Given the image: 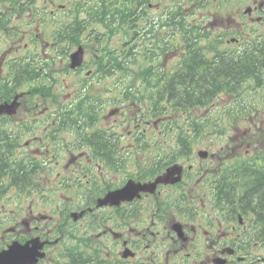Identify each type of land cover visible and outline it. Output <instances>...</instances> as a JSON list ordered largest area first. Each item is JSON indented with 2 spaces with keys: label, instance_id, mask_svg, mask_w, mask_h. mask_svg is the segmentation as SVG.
I'll return each instance as SVG.
<instances>
[{
  "label": "flooded vegetation",
  "instance_id": "flooded-vegetation-1",
  "mask_svg": "<svg viewBox=\"0 0 264 264\" xmlns=\"http://www.w3.org/2000/svg\"><path fill=\"white\" fill-rule=\"evenodd\" d=\"M17 14V12H16ZM16 20V19H15ZM7 33V28L4 29ZM39 37V34H38ZM22 45V40L12 41V50H18ZM7 59L5 55L0 60V73H2L4 65L6 64ZM7 90V89H3ZM25 94V92H24ZM23 94V96H24ZM16 90L4 91L0 94V104L2 103H10L16 97ZM93 213L88 212L87 215L91 218ZM24 224H26V229L28 232L38 233V237L43 238V235L51 233V216L49 212L41 211L36 216L27 217L22 220ZM30 223H35L33 226H30ZM75 229L84 230V226H77ZM98 231H102L103 233H107V226L105 224H100ZM41 234V235H39ZM29 239V238H27ZM59 245V244H58ZM58 245L51 244L50 246L45 248L46 257L39 260L37 264H85V261L82 256L79 255L78 252L67 249L65 252V257L59 258L61 255L60 251L56 249Z\"/></svg>",
  "mask_w": 264,
  "mask_h": 264
},
{
  "label": "rangeland",
  "instance_id": "rangeland-1",
  "mask_svg": "<svg viewBox=\"0 0 264 264\" xmlns=\"http://www.w3.org/2000/svg\"><path fill=\"white\" fill-rule=\"evenodd\" d=\"M29 42H24L23 45L20 46L18 53L21 56L24 55H29V54H35V55H40L42 54V57H46L48 60V63L50 65V67L52 68V71L55 72V75L59 78V81L61 82L62 85L65 86L66 89H61L60 92V100L61 101H66L70 98V94L68 93V87H72V88H77L78 86H80L82 84V77L80 76H67L68 72L65 71V69L63 70L62 68H60L59 66L60 61H55L52 57V54L54 55L55 53L52 50H46L44 53V46L41 43H30V46L28 49H26V46H24L25 44H28ZM151 46V45H150ZM12 47V43H10V41L5 42V41H0V55L5 54L10 56L12 55V51L10 50ZM125 74V73H122ZM125 81V79L123 80ZM121 82V76L119 74L112 76V77H104L103 81L100 82L101 85H108V87H110V89H112L111 85H118V83ZM96 83V89L100 87L99 83L95 80ZM92 94L93 95H99L101 91H96L95 88H92ZM105 92V91H104ZM69 102V101H68ZM55 110V108L53 109Z\"/></svg>",
  "mask_w": 264,
  "mask_h": 264
},
{
  "label": "trees",
  "instance_id": "trees-1",
  "mask_svg": "<svg viewBox=\"0 0 264 264\" xmlns=\"http://www.w3.org/2000/svg\"><path fill=\"white\" fill-rule=\"evenodd\" d=\"M185 92H186V93H189V92H190L191 94H192V93H195V94H196V91H194V88L191 87V86H189V87L185 90Z\"/></svg>",
  "mask_w": 264,
  "mask_h": 264
},
{
  "label": "water",
  "instance_id": "water-1",
  "mask_svg": "<svg viewBox=\"0 0 264 264\" xmlns=\"http://www.w3.org/2000/svg\"><path fill=\"white\" fill-rule=\"evenodd\" d=\"M1 258H3V257H0V259H1ZM13 261H14V258H13L12 261H8V262H7V258H5V261L0 262V264H12Z\"/></svg>",
  "mask_w": 264,
  "mask_h": 264
}]
</instances>
